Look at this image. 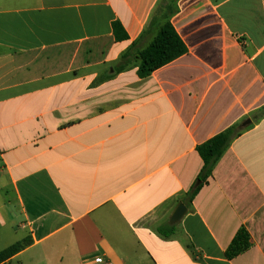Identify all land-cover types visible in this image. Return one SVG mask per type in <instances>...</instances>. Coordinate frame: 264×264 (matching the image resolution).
<instances>
[{
  "label": "crops",
  "instance_id": "0c3cea01",
  "mask_svg": "<svg viewBox=\"0 0 264 264\" xmlns=\"http://www.w3.org/2000/svg\"><path fill=\"white\" fill-rule=\"evenodd\" d=\"M159 1L0 0V250L32 240L8 264H264V0H179L187 53L115 70ZM237 124L185 204L198 147Z\"/></svg>",
  "mask_w": 264,
  "mask_h": 264
},
{
  "label": "trees",
  "instance_id": "16d2710c",
  "mask_svg": "<svg viewBox=\"0 0 264 264\" xmlns=\"http://www.w3.org/2000/svg\"><path fill=\"white\" fill-rule=\"evenodd\" d=\"M178 1L179 0L159 1L144 32L145 35H148L157 31V35L146 49L141 51L138 50L136 46H133L129 51L123 54L115 70H124L132 64L133 60H138V75L145 78L187 53L186 45L171 22L173 16L178 12ZM113 29L118 37V29H122V26L119 22H115L113 24ZM244 131L245 130L242 129L239 124L233 125L198 147V152L203 159L204 165L195 183L186 194L184 199L185 204L192 203L204 185L207 184L223 155ZM173 232L174 230L172 229L170 235L173 234ZM31 244L32 240L25 238L4 250H0V264H8L10 259ZM250 247V236L246 229L242 228L233 239L225 256L228 260H232L248 251Z\"/></svg>",
  "mask_w": 264,
  "mask_h": 264
},
{
  "label": "water",
  "instance_id": "95a60500",
  "mask_svg": "<svg viewBox=\"0 0 264 264\" xmlns=\"http://www.w3.org/2000/svg\"><path fill=\"white\" fill-rule=\"evenodd\" d=\"M250 123H251V120H248L242 126L247 127ZM186 214H187L186 206L183 203H180L171 217V220H170L171 224L172 225L177 224L184 218Z\"/></svg>",
  "mask_w": 264,
  "mask_h": 264
},
{
  "label": "built area",
  "instance_id": "2783aa9c",
  "mask_svg": "<svg viewBox=\"0 0 264 264\" xmlns=\"http://www.w3.org/2000/svg\"><path fill=\"white\" fill-rule=\"evenodd\" d=\"M97 261L101 264H108V262H105V260L102 258H98Z\"/></svg>",
  "mask_w": 264,
  "mask_h": 264
}]
</instances>
